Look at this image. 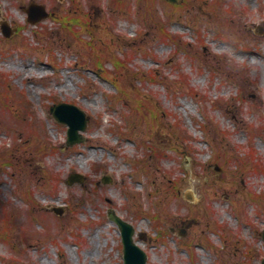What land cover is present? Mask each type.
Returning a JSON list of instances; mask_svg holds the SVG:
<instances>
[{"label":"rangeland","instance_id":"rangeland-1","mask_svg":"<svg viewBox=\"0 0 264 264\" xmlns=\"http://www.w3.org/2000/svg\"><path fill=\"white\" fill-rule=\"evenodd\" d=\"M0 9V264H123L111 208L147 264H262L264 0Z\"/></svg>","mask_w":264,"mask_h":264},{"label":"water","instance_id":"water-1","mask_svg":"<svg viewBox=\"0 0 264 264\" xmlns=\"http://www.w3.org/2000/svg\"><path fill=\"white\" fill-rule=\"evenodd\" d=\"M170 1L178 2V0ZM38 8L39 6L37 4H32L28 8V11L30 13V20L33 22H36L44 16V14L41 15L37 13ZM3 30L6 35L11 34V30L7 29L5 27V24H3ZM52 111L59 121L66 122L69 124V144H73L75 142L83 140L82 135L79 133V129H85L87 126V121L89 120V117L86 116L84 110H82L75 104L61 102L57 105H54L52 107ZM188 197H191V194H188ZM109 217L115 220L122 230L125 258L124 264H147V252L139 244H137L134 239L135 227L131 223L123 220L121 217L116 215L113 210L110 211ZM184 232L185 230L182 231L181 234H183ZM262 264H264V259Z\"/></svg>","mask_w":264,"mask_h":264},{"label":"bare ground","instance_id":"bare-ground-1","mask_svg":"<svg viewBox=\"0 0 264 264\" xmlns=\"http://www.w3.org/2000/svg\"><path fill=\"white\" fill-rule=\"evenodd\" d=\"M29 72H31V70H29Z\"/></svg>","mask_w":264,"mask_h":264}]
</instances>
